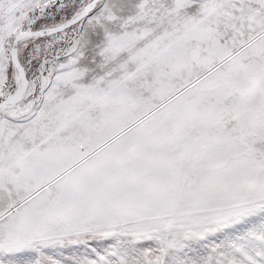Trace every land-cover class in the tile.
<instances>
[{
	"label": "snow or ice",
	"instance_id": "6c2138e0",
	"mask_svg": "<svg viewBox=\"0 0 264 264\" xmlns=\"http://www.w3.org/2000/svg\"><path fill=\"white\" fill-rule=\"evenodd\" d=\"M0 264H264V0H0Z\"/></svg>",
	"mask_w": 264,
	"mask_h": 264
}]
</instances>
